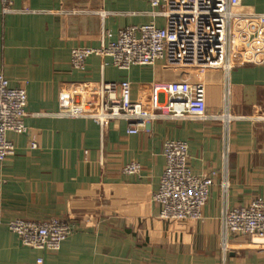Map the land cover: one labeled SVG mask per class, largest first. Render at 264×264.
<instances>
[{
	"label": "crops",
	"instance_id": "crops-1",
	"mask_svg": "<svg viewBox=\"0 0 264 264\" xmlns=\"http://www.w3.org/2000/svg\"><path fill=\"white\" fill-rule=\"evenodd\" d=\"M13 8L4 14L0 1V73L27 92V131L8 133L16 154L0 161V264H264L262 240L227 233L223 221L227 209L264 198V62L252 59L264 56V23L253 16L264 15V0L235 10L248 19L233 21L229 71L163 59L121 70L99 55L73 68V48H99L131 25L165 26L150 0H15ZM124 80L144 111L161 113L136 134L126 119L101 126L91 117L106 100L103 84ZM173 82L205 85L206 119L155 109ZM168 139L187 142L193 173L216 172L201 220L159 216L153 195ZM130 162L139 174L122 172ZM17 218H60L76 229L47 252L22 244L8 227Z\"/></svg>",
	"mask_w": 264,
	"mask_h": 264
},
{
	"label": "built area",
	"instance_id": "built-area-1",
	"mask_svg": "<svg viewBox=\"0 0 264 264\" xmlns=\"http://www.w3.org/2000/svg\"><path fill=\"white\" fill-rule=\"evenodd\" d=\"M3 13L14 11L15 0H0ZM156 13L165 18V26L155 23L131 25L121 29L117 40L99 48L76 47L71 51L72 66L83 70L92 55L108 57L111 64L121 70L133 66H153L163 59L177 66H220L227 71L234 63L228 59L233 21L247 20L248 16L236 13L241 0H150ZM264 23V15H253ZM110 37L109 32H105ZM264 56H253V61L264 62ZM160 88L154 87L153 94ZM165 104H157V111L166 110L171 119H206V88L203 83L173 82L167 85ZM119 90V94H118ZM164 91V90H163ZM106 96L99 110L91 117L101 126L110 120L123 118L129 122L128 132L136 134L140 129L161 116L146 112L140 102L131 98L127 80L120 83H104ZM28 102L24 87H13L0 73V161L16 154L8 133L24 134ZM35 148L36 142L32 143ZM166 160L158 191L153 200L160 205V218L171 221L201 220L207 204L210 188L216 172L198 175L192 172L189 162V146L178 139H168L163 145ZM141 165L130 162L122 167L127 175L139 174ZM224 190L228 182L222 184ZM224 229L241 237L259 238L264 246V198H256L249 204L227 209L224 213ZM9 229L18 235L24 246L58 252L62 243L75 231L70 220L51 218L31 221L22 218L11 220Z\"/></svg>",
	"mask_w": 264,
	"mask_h": 264
}]
</instances>
